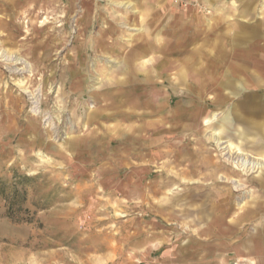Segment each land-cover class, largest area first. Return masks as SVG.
<instances>
[{"label": "rangeland", "instance_id": "rangeland-1", "mask_svg": "<svg viewBox=\"0 0 264 264\" xmlns=\"http://www.w3.org/2000/svg\"><path fill=\"white\" fill-rule=\"evenodd\" d=\"M235 1L0 0V264H264V87L238 68L264 0L229 30Z\"/></svg>", "mask_w": 264, "mask_h": 264}, {"label": "bare ground", "instance_id": "bare-ground-1", "mask_svg": "<svg viewBox=\"0 0 264 264\" xmlns=\"http://www.w3.org/2000/svg\"><path fill=\"white\" fill-rule=\"evenodd\" d=\"M115 6H117L119 8L127 7V9H128L129 7H132L133 5L131 4V2H128L126 4L117 3V4H115ZM212 24L213 23H209V29L212 28V26H213ZM258 48H260V50H257ZM261 50H263V51H261ZM254 51H255V53L251 54V52H254ZM244 54L245 55L241 58L242 59V64H240L243 68L238 67L239 70H240L239 72H241L243 70L242 72L244 73V75L246 74V76H249L256 83H258V88L261 89L262 87H264V43L263 44H259L258 46H252V45L249 46V48L244 52ZM220 55H221V57H224L225 60H226V65H225V68H226L227 66H229L228 63L231 61L230 58H229L230 54H226V52L222 51L220 53ZM234 62H236V61H234ZM249 68H252V70H249ZM222 75H223L222 77H219L217 79L218 82H219V79L222 78L220 80L221 81L220 84L218 85L219 87L226 86V85H228V82H229V80H228L229 76H228V72L226 70L223 71ZM230 81H231V79H230ZM260 89H258L257 91H261ZM238 92H239V90H238ZM259 115L264 118V112L263 111L261 113H259ZM260 133H261L262 139L264 140V123H262V125H260V128L257 129L256 136L258 135L260 137ZM262 148L264 149V144H263ZM261 154H262V157H264V151H262ZM234 165L239 167V168H241V169L242 168H244V169L247 168L246 167V161L244 163L243 162V158H241V157L236 162H234ZM255 165H256V163H255Z\"/></svg>", "mask_w": 264, "mask_h": 264}, {"label": "crops", "instance_id": "crops-1", "mask_svg": "<svg viewBox=\"0 0 264 264\" xmlns=\"http://www.w3.org/2000/svg\"><path fill=\"white\" fill-rule=\"evenodd\" d=\"M245 1H247L248 3L244 4V1L242 2L241 0H239V2L235 1L234 3H232L233 6L231 9H229L230 12H225V14L223 16L220 15L218 21H223L224 26L227 27L229 30H232L231 27H233V26H246V23L248 21H252L254 18L253 17L254 14L252 13L254 7L248 6L249 3H253V1H251V0L250 1L245 0ZM240 10H241L240 15L238 13L234 14V12H238V11L240 12ZM250 10H252V11H250ZM214 23L217 24L216 21H214ZM257 25H259V24H257ZM260 25H261V23H260ZM248 35L249 36L244 37V39H245L244 41H246V40L250 41L251 40L250 42H252V41H255V38L259 36L256 34V32L248 33ZM240 36H242V34H240ZM250 37H252V39H250Z\"/></svg>", "mask_w": 264, "mask_h": 264}, {"label": "trees", "instance_id": "trees-1", "mask_svg": "<svg viewBox=\"0 0 264 264\" xmlns=\"http://www.w3.org/2000/svg\"><path fill=\"white\" fill-rule=\"evenodd\" d=\"M18 198H20L17 194H14V195H12V196H9V198L7 197V198H5V200L9 203V218H11V219H13V220H15L16 218L14 217V216H10L12 213V211H14V209H16L15 207H19V202H18ZM10 209H11V211H10ZM13 209V210H12ZM17 221H18V219H16ZM25 221H27V222H31V220H25Z\"/></svg>", "mask_w": 264, "mask_h": 264}]
</instances>
